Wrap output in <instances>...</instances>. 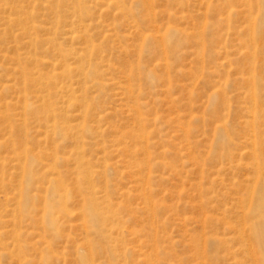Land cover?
I'll return each instance as SVG.
<instances>
[{
    "label": "rangeland",
    "instance_id": "rangeland-1",
    "mask_svg": "<svg viewBox=\"0 0 264 264\" xmlns=\"http://www.w3.org/2000/svg\"><path fill=\"white\" fill-rule=\"evenodd\" d=\"M258 194L264 0H0V264H259Z\"/></svg>",
    "mask_w": 264,
    "mask_h": 264
},
{
    "label": "bare ground",
    "instance_id": "bare-ground-1",
    "mask_svg": "<svg viewBox=\"0 0 264 264\" xmlns=\"http://www.w3.org/2000/svg\"><path fill=\"white\" fill-rule=\"evenodd\" d=\"M250 202V201H249ZM95 203H97L95 199ZM251 209L257 213L258 219L253 220V216L249 213L247 218L253 229V236L256 242L254 253L259 264H264V197L259 194L251 200Z\"/></svg>",
    "mask_w": 264,
    "mask_h": 264
}]
</instances>
